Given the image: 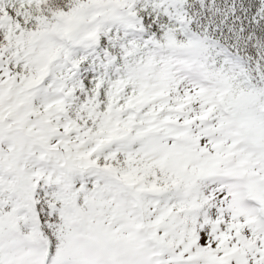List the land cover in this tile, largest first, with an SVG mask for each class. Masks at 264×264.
Returning a JSON list of instances; mask_svg holds the SVG:
<instances>
[{
	"label": "snow or ice",
	"instance_id": "obj_1",
	"mask_svg": "<svg viewBox=\"0 0 264 264\" xmlns=\"http://www.w3.org/2000/svg\"><path fill=\"white\" fill-rule=\"evenodd\" d=\"M0 264H264V0H0Z\"/></svg>",
	"mask_w": 264,
	"mask_h": 264
}]
</instances>
